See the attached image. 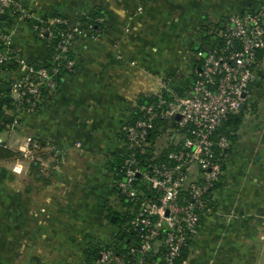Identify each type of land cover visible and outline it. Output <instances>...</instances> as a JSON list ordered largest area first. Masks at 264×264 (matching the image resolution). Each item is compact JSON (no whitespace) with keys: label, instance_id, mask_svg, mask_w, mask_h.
I'll return each mask as SVG.
<instances>
[{"label":"crops","instance_id":"1","mask_svg":"<svg viewBox=\"0 0 264 264\" xmlns=\"http://www.w3.org/2000/svg\"><path fill=\"white\" fill-rule=\"evenodd\" d=\"M14 1L37 19L52 12L75 22L101 10L105 25L96 38L72 43L77 64L60 89L38 111L20 110V125L1 133L15 156L0 158V264H98L103 246L131 242L113 161L122 156V127L137 102L162 89L184 93L207 32L264 0ZM4 21L19 55L52 62L34 21L11 14ZM245 103L213 194L215 212L203 218L182 264H264V53ZM26 136L55 144L60 162L31 169L23 158ZM18 161L20 174L12 170Z\"/></svg>","mask_w":264,"mask_h":264},{"label":"built area","instance_id":"2","mask_svg":"<svg viewBox=\"0 0 264 264\" xmlns=\"http://www.w3.org/2000/svg\"><path fill=\"white\" fill-rule=\"evenodd\" d=\"M10 14L35 22L36 36L51 48V63L17 53L11 33L1 27ZM57 23L69 29L54 46ZM86 25L52 12L37 19L14 0H0V145L1 133L20 125L19 111H38L60 89L65 74L75 70L77 60L69 56L72 43L77 36L96 38L101 32ZM207 33L210 39L196 53L189 88L184 93L162 89L138 101L134 118L122 127L115 188L130 211L125 232L131 242L103 246L98 264H179L203 218L215 212L213 194L232 146L224 126L246 102L264 53V5L226 15ZM162 136L167 143H161ZM25 139L23 158L30 165L37 161L49 168L60 162L55 144ZM195 166L197 176L191 179ZM12 170L20 174L25 168L18 161Z\"/></svg>","mask_w":264,"mask_h":264},{"label":"trees","instance_id":"3","mask_svg":"<svg viewBox=\"0 0 264 264\" xmlns=\"http://www.w3.org/2000/svg\"><path fill=\"white\" fill-rule=\"evenodd\" d=\"M12 9V8H10ZM58 15V14H54ZM95 18H103V21L101 22H95L93 21ZM105 13L101 10H97L94 14L90 16H85L80 18L79 20L81 21L82 25L84 23H87L86 26L92 25L93 30H99L102 31L105 25ZM55 27H57V33L54 34L53 38V45L55 46V43L62 41V33L66 30L69 29V25L66 23H57L55 24ZM79 37V36H77ZM52 45V47H53ZM69 56H72V52H69ZM145 98H141L140 101H144ZM241 111L238 113L234 114L229 121L224 126V131L230 136V138H233V132L239 127L240 122H241V116H240ZM40 141V140H39ZM41 145H46L47 143L40 141ZM12 156H15V152H13L11 149H8L2 145H0V158H10ZM122 161V156L117 155L115 157V160L113 161V169L116 171V176L118 175L120 171V164ZM31 169H33L35 172L39 170V163L37 161L32 162L31 164ZM186 254L182 255V259L179 261V264H182V262L185 259Z\"/></svg>","mask_w":264,"mask_h":264},{"label":"water","instance_id":"4","mask_svg":"<svg viewBox=\"0 0 264 264\" xmlns=\"http://www.w3.org/2000/svg\"><path fill=\"white\" fill-rule=\"evenodd\" d=\"M243 96H244V97L247 96V93H244ZM245 105H246V103H245V102H242V103L240 104V106H239V110L243 111L244 108H245ZM111 218H112V220H115V219H116V218H115V215H113Z\"/></svg>","mask_w":264,"mask_h":264}]
</instances>
